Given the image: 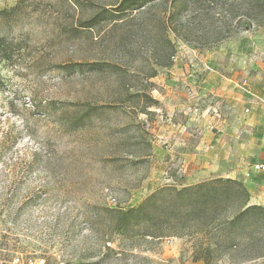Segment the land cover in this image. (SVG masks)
Masks as SVG:
<instances>
[{
	"label": "rangeland",
	"instance_id": "1",
	"mask_svg": "<svg viewBox=\"0 0 264 264\" xmlns=\"http://www.w3.org/2000/svg\"><path fill=\"white\" fill-rule=\"evenodd\" d=\"M120 1L0 0V264H264V222L215 249L214 229L121 231L113 213L167 187H246L264 0Z\"/></svg>",
	"mask_w": 264,
	"mask_h": 264
},
{
	"label": "trees",
	"instance_id": "2",
	"mask_svg": "<svg viewBox=\"0 0 264 264\" xmlns=\"http://www.w3.org/2000/svg\"><path fill=\"white\" fill-rule=\"evenodd\" d=\"M146 1L121 0L115 11L126 13L141 9ZM260 22L264 23V19ZM7 58V54L1 55V60ZM249 201L250 193L244 184L230 178H214L181 189L167 187L154 192L137 207L113 210L114 228L127 230L130 225L144 221L150 235L162 236L166 231L183 234L184 229L196 223L199 232L204 235L212 229L216 231L215 249L225 245L236 247L239 242L228 244L233 232L243 236L253 225L264 222V206L250 204ZM250 240L255 246L256 242L264 239L253 236ZM211 249L209 245L202 248L204 256L200 259L207 262Z\"/></svg>",
	"mask_w": 264,
	"mask_h": 264
},
{
	"label": "crops",
	"instance_id": "3",
	"mask_svg": "<svg viewBox=\"0 0 264 264\" xmlns=\"http://www.w3.org/2000/svg\"><path fill=\"white\" fill-rule=\"evenodd\" d=\"M256 97L264 102L263 96H259L256 94ZM247 108L250 109L249 112H246ZM247 108H245V112L248 115H257V113L251 110V107ZM250 123H253V120ZM253 157L255 158V156ZM249 162H251L252 165L247 170V172H245L246 176L243 177V181L247 187V190L250 193L251 202L253 204L256 203V205H264V168H257L258 165L264 166V158L258 157L255 160Z\"/></svg>",
	"mask_w": 264,
	"mask_h": 264
},
{
	"label": "built area",
	"instance_id": "4",
	"mask_svg": "<svg viewBox=\"0 0 264 264\" xmlns=\"http://www.w3.org/2000/svg\"><path fill=\"white\" fill-rule=\"evenodd\" d=\"M241 86H242V88H243L244 91H246L250 95L256 96V94L251 90L250 86L248 85L247 80L243 81L242 84H241ZM249 111H250V109L247 108L246 109V112H249ZM257 168L258 169L264 168V166L258 165ZM17 260H19V259L17 258Z\"/></svg>",
	"mask_w": 264,
	"mask_h": 264
}]
</instances>
